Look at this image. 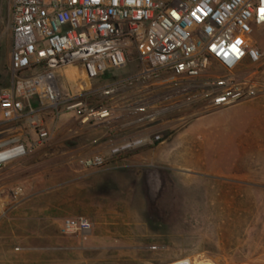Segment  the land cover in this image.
Returning <instances> with one entry per match:
<instances>
[{
	"label": "built area",
	"instance_id": "1",
	"mask_svg": "<svg viewBox=\"0 0 264 264\" xmlns=\"http://www.w3.org/2000/svg\"><path fill=\"white\" fill-rule=\"evenodd\" d=\"M13 86L0 93V126L27 122L47 142L41 115L65 108L86 127L110 129L100 152L82 159L102 168L113 157L154 148L195 117L255 100L264 93V0H14ZM139 69L93 84L126 69ZM251 65V69L243 68ZM82 76L66 92L59 71ZM34 72L32 76L28 73ZM90 97H99L92 106ZM27 145L0 129V167L26 157ZM18 195V194H17ZM93 224L68 218L62 232L87 234Z\"/></svg>",
	"mask_w": 264,
	"mask_h": 264
},
{
	"label": "rangeland",
	"instance_id": "2",
	"mask_svg": "<svg viewBox=\"0 0 264 264\" xmlns=\"http://www.w3.org/2000/svg\"><path fill=\"white\" fill-rule=\"evenodd\" d=\"M14 4V0H0V93L14 82ZM255 38L264 45V32ZM139 62L134 53L126 69L105 76L92 90L113 78L131 75L139 69ZM251 68L247 64L243 70ZM59 74L66 92H80L82 76L76 68H64ZM89 103L97 106L100 99L90 97ZM226 109L195 117L167 135L165 141L179 134L165 147L178 145L177 164L152 168L144 181L120 178L122 181L105 186L91 184V188L82 178L116 163L117 157L108 159L102 168H86L81 161L94 156L87 153L102 136L108 134V140L118 137L110 129L83 126L65 108L42 113L51 136L44 143L27 122L0 126L27 145H35L26 157L14 161L20 162L19 166L6 168L11 162L0 167V229H8L2 226L7 215L72 203L74 211H90L96 222L93 229L121 246L109 254L119 260L115 264H264V189H242L240 183L210 175L216 165L198 164L199 152L206 160L211 152L212 145L205 140L210 135L208 129L223 128V119L232 110ZM196 119V133L190 134L186 128ZM109 213L115 214L113 218Z\"/></svg>",
	"mask_w": 264,
	"mask_h": 264
},
{
	"label": "crops",
	"instance_id": "3",
	"mask_svg": "<svg viewBox=\"0 0 264 264\" xmlns=\"http://www.w3.org/2000/svg\"><path fill=\"white\" fill-rule=\"evenodd\" d=\"M258 46L264 50V45L258 42ZM262 77L264 78V71ZM242 105L243 108L236 110L235 107ZM228 109L232 110L223 119V128L208 129L210 135L205 140L208 141V146L212 145L211 152L207 153V160L205 154L200 155L199 152L198 164L216 165V169L209 172L210 175L240 183L242 189H264V93L255 100L227 108L225 111ZM196 122L197 119L186 128L188 133H196ZM174 136L153 149L117 157L116 163L102 170H92L82 179L90 184V188L91 184L105 186L111 182L122 181L120 178L128 181L132 178L147 180V173L152 168L163 169L178 163L175 162L179 153L178 145L165 148ZM99 152L100 146L96 144L87 154L95 156ZM19 165L20 162H13L5 167ZM219 165H223L224 169H217ZM71 204L57 208L52 205L27 208L24 212L5 216L2 226L6 225L8 229H0V264L118 263L119 260L109 254L121 246L114 244L110 238H104L99 230L93 229L90 233L75 235L62 232L64 221L72 216L84 217L89 221L95 219L90 211H74ZM92 204L94 210L97 209L95 203ZM113 215L115 214L109 213L110 218ZM94 222H91L93 226L96 225Z\"/></svg>",
	"mask_w": 264,
	"mask_h": 264
},
{
	"label": "bare ground",
	"instance_id": "4",
	"mask_svg": "<svg viewBox=\"0 0 264 264\" xmlns=\"http://www.w3.org/2000/svg\"><path fill=\"white\" fill-rule=\"evenodd\" d=\"M16 153H9L6 155H1L0 156V161H2L3 159L9 158V157H13V155H15ZM198 257V256H197ZM199 262V261H198ZM202 262V261H201ZM210 262V261H209ZM177 264V263H176ZM181 264V263H180ZM205 264V263H204ZM208 264V263H207Z\"/></svg>",
	"mask_w": 264,
	"mask_h": 264
},
{
	"label": "water",
	"instance_id": "5",
	"mask_svg": "<svg viewBox=\"0 0 264 264\" xmlns=\"http://www.w3.org/2000/svg\"><path fill=\"white\" fill-rule=\"evenodd\" d=\"M184 264H186V263H184Z\"/></svg>",
	"mask_w": 264,
	"mask_h": 264
}]
</instances>
